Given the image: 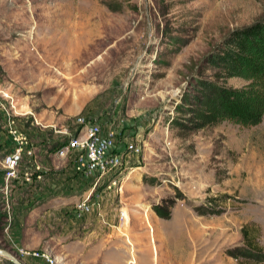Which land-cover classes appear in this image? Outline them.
Instances as JSON below:
<instances>
[{"label": "rangeland", "instance_id": "1", "mask_svg": "<svg viewBox=\"0 0 264 264\" xmlns=\"http://www.w3.org/2000/svg\"><path fill=\"white\" fill-rule=\"evenodd\" d=\"M255 21L264 0H0V121L13 119L33 159L56 170L44 151L77 135L81 116L141 141L115 185L78 182L73 196H40L38 182L5 190L0 171V250L19 264H135L133 254L150 264V253L162 264H256L226 252L244 226L264 251V111L255 125L219 118L201 129L189 114L201 82L222 83L205 57ZM6 144L0 131V159ZM86 194L96 208L74 221L70 206ZM127 235L147 245L137 251ZM117 238L126 254L107 250Z\"/></svg>", "mask_w": 264, "mask_h": 264}, {"label": "built area", "instance_id": "2", "mask_svg": "<svg viewBox=\"0 0 264 264\" xmlns=\"http://www.w3.org/2000/svg\"><path fill=\"white\" fill-rule=\"evenodd\" d=\"M0 123V131L4 134L7 143L0 159L5 190H9L8 187L12 183L19 189L35 182L44 184L45 182L42 183L45 180L44 176L48 175L50 170L33 159L34 149L29 138L9 115H5ZM76 123L80 126L77 135H69L53 145L49 151H44L46 158L69 160V178L59 183L58 180H53L48 183L49 186H43L40 196L44 190L47 193H50L49 191L54 193L57 190L69 192L71 177L73 180L77 179V184L80 182L83 188L102 185L109 188L122 177V171L130 166L128 165L130 161L141 153V141L137 136L117 141V135L111 128H104L82 116L76 119ZM23 160H31V162H27L29 165H26L23 164ZM73 195L69 194V196ZM96 202V196L89 194L84 195L80 200H75L70 206V217L74 221H80L90 216L96 208ZM118 214L119 220H123V212L119 211ZM47 262L51 263L48 260Z\"/></svg>", "mask_w": 264, "mask_h": 264}, {"label": "trees", "instance_id": "3", "mask_svg": "<svg viewBox=\"0 0 264 264\" xmlns=\"http://www.w3.org/2000/svg\"><path fill=\"white\" fill-rule=\"evenodd\" d=\"M204 61L217 71L216 78L222 83L201 82L199 96L194 98L195 107L189 110L193 127L213 125L219 118L244 125L257 124L264 111V22L255 21L230 31ZM243 74L253 81L238 89L224 85L226 79ZM194 211L200 216L206 213L200 208ZM240 236L241 245L227 251V255L263 264L264 251L256 241L257 233L244 226Z\"/></svg>", "mask_w": 264, "mask_h": 264}, {"label": "crops", "instance_id": "4", "mask_svg": "<svg viewBox=\"0 0 264 264\" xmlns=\"http://www.w3.org/2000/svg\"><path fill=\"white\" fill-rule=\"evenodd\" d=\"M48 159H55V158H53V157H50V158H48ZM57 160V159H56ZM70 162H69V160H67V159H62V160H59L58 161V163L55 165V169L57 170V180H58V182H63L65 179H68L69 177V169H70V164H69ZM46 167H47V165H45ZM49 169V168H48ZM50 170V169H49ZM56 170H54V171H56ZM54 171H50V173L48 174V175H45L44 177H45V180H46V182L43 184L45 187H47V186H49V184L48 183H50V182H52L53 180H50L51 179V177H50V174L51 173H55ZM59 171H63L61 174H58L59 173ZM61 175V176H60ZM59 177V178H58ZM56 180V181H57ZM70 180H71V184H70V191H69V194H74L76 191H77V181L76 180H73L72 179V177L70 178ZM18 189V188H17ZM47 190V189H46ZM65 192V191H64ZM47 193V191H45L44 190V192L42 193V196L43 195H47L46 194ZM128 224H129V222H127L126 224H122V229L124 230V228H125V230L126 231H128ZM74 225V224H73ZM93 233H94V231H93ZM126 238L128 239V242H129V244L130 245H135L136 246V250L138 251L139 249H138V247H141V246H143V245H147V235H144V238L143 237H140V236H136V235H127L126 236ZM117 240H119L118 242H120V243H118V244H116V246H112V247H110V246H108L107 248V250H110V248H111V250L113 251H115V252H117L115 249H117V250H119V251H121V252H126V250H127V248H126V246L124 245V240H120L119 238H117ZM101 244H100V247L102 248V247H105L106 245H104L103 244V241H107L106 239H104V238H102L101 239ZM121 247H123V248H121ZM106 250V251H107ZM134 250V249H133ZM111 254L113 255V252H111ZM126 254V253H125ZM111 259V258H110ZM133 259H134V263L135 264H144L145 263V259L144 258H141V256H139L138 254L137 255H134L133 254ZM119 260H121V259H119ZM159 259H158V256L157 255H153V254H151L150 253V256H149V258H148V260H146V261H148V262H150V264H162L163 262H159L158 261ZM108 263H109V261H108ZM127 263V262H126ZM164 264H167L166 262H164Z\"/></svg>", "mask_w": 264, "mask_h": 264}, {"label": "water", "instance_id": "5", "mask_svg": "<svg viewBox=\"0 0 264 264\" xmlns=\"http://www.w3.org/2000/svg\"><path fill=\"white\" fill-rule=\"evenodd\" d=\"M0 257H3L4 259L8 260L11 264H19V262L17 260H15L8 253H6L2 250H0Z\"/></svg>", "mask_w": 264, "mask_h": 264}, {"label": "bare ground", "instance_id": "6", "mask_svg": "<svg viewBox=\"0 0 264 264\" xmlns=\"http://www.w3.org/2000/svg\"><path fill=\"white\" fill-rule=\"evenodd\" d=\"M71 70V69H70Z\"/></svg>", "mask_w": 264, "mask_h": 264}]
</instances>
